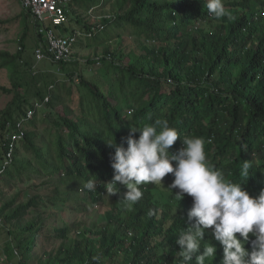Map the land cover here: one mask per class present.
I'll return each mask as SVG.
<instances>
[{
	"label": "trees",
	"instance_id": "16d2710c",
	"mask_svg": "<svg viewBox=\"0 0 264 264\" xmlns=\"http://www.w3.org/2000/svg\"><path fill=\"white\" fill-rule=\"evenodd\" d=\"M223 3L229 15L214 20L205 0H71L70 21L57 29L66 35L61 30L69 26L70 35L81 33L71 58L43 62L25 45L31 26L37 44L42 40L40 24L22 8L21 49L14 54L0 50V71L8 73L11 84L0 86L11 96L0 109V192L18 190L0 207L9 260L180 264L176 241L194 223L187 217L192 198L174 200L166 188L171 174L164 187L142 185L143 196L131 211L120 196L108 197L104 184L113 177L115 153L106 140L126 148L130 127L156 119H166L178 131L170 152L182 148L185 137H201L210 166L241 182L239 169L248 161L244 189L253 197L264 190V0ZM107 8L109 15L96 25L90 22ZM125 35L133 36L135 47L124 46ZM85 41L106 46L101 58L76 59L75 48ZM83 64L95 67L100 78L78 74L77 66ZM76 78L85 92L73 93ZM77 95L76 106L67 102ZM89 179L95 180V190L84 188ZM35 180L39 186L32 184ZM21 184L42 192L29 194ZM117 186L121 194L126 191ZM90 209H97L100 218L79 231L83 220L77 216ZM50 240L58 246L47 250ZM250 241L244 245L249 252ZM202 243L216 246L212 264H220L223 249L211 229Z\"/></svg>",
	"mask_w": 264,
	"mask_h": 264
},
{
	"label": "clouds",
	"instance_id": "9594fccd",
	"mask_svg": "<svg viewBox=\"0 0 264 264\" xmlns=\"http://www.w3.org/2000/svg\"><path fill=\"white\" fill-rule=\"evenodd\" d=\"M205 3L210 18L220 20L229 15L223 0ZM137 132L138 138L134 135ZM178 137V131L166 119H156L139 128L130 127L126 148L106 140L115 149L111 157L113 177L104 183L106 195L120 196V202L131 211L143 196L142 185L164 187V178L171 174L172 182L166 188L174 200L180 202L185 195L192 198L187 217L194 223L176 241L180 264H212L216 246L202 243L209 229L223 249L220 264H264V190L253 197L243 187L250 177V162H243L239 169L241 182H234L207 163L206 141L201 137H185L183 147L170 152ZM118 183L126 188L122 194ZM96 186L92 179L84 184L88 190H95ZM249 241L251 252L244 246Z\"/></svg>",
	"mask_w": 264,
	"mask_h": 264
},
{
	"label": "rangeland",
	"instance_id": "374dc122",
	"mask_svg": "<svg viewBox=\"0 0 264 264\" xmlns=\"http://www.w3.org/2000/svg\"><path fill=\"white\" fill-rule=\"evenodd\" d=\"M69 8V7H68ZM77 8H79V5L77 4ZM110 8V7H109ZM109 8L105 12H98L93 15L92 19L90 22L92 24H98L99 19L101 18L102 15H109ZM22 6L20 0H0V50H7L11 53H16L21 49V44L19 43V40L23 34V22L22 19L20 18L21 13H22ZM90 16V15H89ZM72 19V17H71ZM75 21V20H73ZM69 29L61 30L63 33L66 35L71 34V28L68 26ZM110 44L112 49L116 48L115 40H113ZM38 42L37 38V33L36 30L33 26H31L28 31H27V38L25 40V45L29 49L30 53H33L35 51L36 45ZM92 43V44H91ZM110 43V42H109ZM80 44V42H79ZM88 44H91L90 46ZM82 45V46H81ZM124 46L127 47H135L134 46V39L133 36L130 35H125L124 37ZM106 46H93V42H88L85 41L84 44H80L78 47L75 48V56L76 59H78L81 63H86L88 62V59H95L97 61V58H101V54H103L104 48ZM100 64L96 66V68H99ZM89 65L83 64L80 66H77V73H81V71L84 73L85 77L87 79L91 78H97L99 76L94 75L95 71L93 68L95 67H88ZM43 67V66H42ZM44 67L47 69L49 68L48 64H44ZM41 68L40 65L37 66V69ZM55 69H57L54 66ZM75 69V67H72ZM55 77H57L59 80L64 81L67 80L68 78L64 73L62 72H55ZM36 76H39L40 74L37 72L35 74ZM100 78V77H99ZM28 79H31V76L28 77ZM0 86L6 87V88H11L10 80L8 73L6 71H0ZM73 93H78V92H85V90L79 85V80L76 78V82L72 87ZM83 94V93H82ZM11 100V96L5 95L1 90H0V109L4 108L5 105ZM78 100V95L74 97L68 98V101L71 105L76 106ZM41 181H33L32 184L35 186H39ZM20 189H25L28 191L29 194H35L37 192H42V189H34L33 187H28L26 185H22ZM1 191V190H0ZM18 190L14 189L13 191H8L6 188L3 189V193L0 192V207L4 204L5 199L7 196H12L14 195ZM59 210L57 208H51L48 211H55ZM84 217H78L77 221L79 220L81 222V218L83 220V223H80L79 231L83 230L85 226H91L93 224H96V221L99 220L100 215L97 212V209L92 210L90 209V212L88 215H81ZM80 218V219H79ZM3 226L0 225V264H15L14 259L8 258V245H10V241L8 239L7 234L3 230ZM43 242L41 243L44 246V239H40ZM56 245V243L52 240L45 242V247L47 246V250L50 248H53V246ZM58 245H56L57 247Z\"/></svg>",
	"mask_w": 264,
	"mask_h": 264
},
{
	"label": "built area",
	"instance_id": "2783aa9c",
	"mask_svg": "<svg viewBox=\"0 0 264 264\" xmlns=\"http://www.w3.org/2000/svg\"><path fill=\"white\" fill-rule=\"evenodd\" d=\"M71 0H20L21 6L39 22L42 40L35 48L37 62L66 61L71 58L73 47L80 32L64 35L57 29L68 24L70 19L67 7ZM31 117V113H29Z\"/></svg>",
	"mask_w": 264,
	"mask_h": 264
}]
</instances>
